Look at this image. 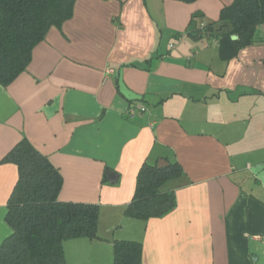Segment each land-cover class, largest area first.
<instances>
[{"label":"crops","instance_id":"crops-1","mask_svg":"<svg viewBox=\"0 0 264 264\" xmlns=\"http://www.w3.org/2000/svg\"><path fill=\"white\" fill-rule=\"evenodd\" d=\"M233 1L77 0L50 28L0 83V245L19 178L5 158L28 139L61 172L60 200L100 206L99 237L66 239L67 264H115V240L140 241L141 264H264V41L226 57L187 33ZM160 159L182 166L164 185L176 207L127 216L141 167Z\"/></svg>","mask_w":264,"mask_h":264},{"label":"trees","instance_id":"trees-1","mask_svg":"<svg viewBox=\"0 0 264 264\" xmlns=\"http://www.w3.org/2000/svg\"><path fill=\"white\" fill-rule=\"evenodd\" d=\"M76 1L0 0L1 84L8 86L27 69L35 46L51 27L61 28L73 16ZM202 15L193 14L192 21ZM263 23L264 0H234L223 7L218 20L187 33L196 39L207 34L216 37L228 57L241 47L264 41L256 34ZM5 160L17 164L19 178L8 201L6 221L12 232L0 245V264H67L66 239L99 237V204L60 200L61 172L28 139L20 141ZM182 173L178 161L163 167L145 162L126 215L147 220L171 212L177 204L176 195L164 185ZM114 263L141 264L142 243L115 240Z\"/></svg>","mask_w":264,"mask_h":264},{"label":"water","instance_id":"water-1","mask_svg":"<svg viewBox=\"0 0 264 264\" xmlns=\"http://www.w3.org/2000/svg\"><path fill=\"white\" fill-rule=\"evenodd\" d=\"M232 37H233V39H237L238 38L237 35H233ZM167 164H168V162L165 159H160L158 161V163H157L158 167H163V166H165ZM108 177H109L111 182H113V181H115L117 179V175L114 172H111V171L108 172Z\"/></svg>","mask_w":264,"mask_h":264},{"label":"built area","instance_id":"built-area-1","mask_svg":"<svg viewBox=\"0 0 264 264\" xmlns=\"http://www.w3.org/2000/svg\"><path fill=\"white\" fill-rule=\"evenodd\" d=\"M142 107V109H144L145 107L144 106H141Z\"/></svg>","mask_w":264,"mask_h":264}]
</instances>
